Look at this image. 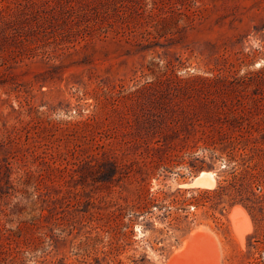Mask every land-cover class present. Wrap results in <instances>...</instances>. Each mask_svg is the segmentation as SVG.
Segmentation results:
<instances>
[{
    "label": "rangeland",
    "instance_id": "1",
    "mask_svg": "<svg viewBox=\"0 0 264 264\" xmlns=\"http://www.w3.org/2000/svg\"><path fill=\"white\" fill-rule=\"evenodd\" d=\"M195 231L264 261V0H0V264H167Z\"/></svg>",
    "mask_w": 264,
    "mask_h": 264
},
{
    "label": "bare ground",
    "instance_id": "2",
    "mask_svg": "<svg viewBox=\"0 0 264 264\" xmlns=\"http://www.w3.org/2000/svg\"><path fill=\"white\" fill-rule=\"evenodd\" d=\"M215 185L216 180L213 173L201 171L189 183L181 186L184 188L213 189ZM228 217L235 238L240 243H243L245 236L251 232L252 227L247 212L244 208L236 205L230 209ZM209 237L207 233L205 234L202 231L193 232L183 243L182 248L176 251L167 264H210V260L213 259L211 257H214L216 252L212 249L210 252L208 250V248L210 249L209 242L211 240ZM209 253H211V257Z\"/></svg>",
    "mask_w": 264,
    "mask_h": 264
},
{
    "label": "trees",
    "instance_id": "3",
    "mask_svg": "<svg viewBox=\"0 0 264 264\" xmlns=\"http://www.w3.org/2000/svg\"><path fill=\"white\" fill-rule=\"evenodd\" d=\"M256 264H264V261H262L261 263L260 262H257Z\"/></svg>",
    "mask_w": 264,
    "mask_h": 264
}]
</instances>
